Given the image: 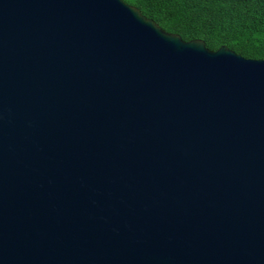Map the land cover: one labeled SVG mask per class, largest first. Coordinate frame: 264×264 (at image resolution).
<instances>
[{
	"label": "water",
	"instance_id": "1",
	"mask_svg": "<svg viewBox=\"0 0 264 264\" xmlns=\"http://www.w3.org/2000/svg\"><path fill=\"white\" fill-rule=\"evenodd\" d=\"M0 264H264V58L0 0Z\"/></svg>",
	"mask_w": 264,
	"mask_h": 264
},
{
	"label": "trees",
	"instance_id": "2",
	"mask_svg": "<svg viewBox=\"0 0 264 264\" xmlns=\"http://www.w3.org/2000/svg\"><path fill=\"white\" fill-rule=\"evenodd\" d=\"M184 41L201 39L244 58H264V0H122Z\"/></svg>",
	"mask_w": 264,
	"mask_h": 264
}]
</instances>
